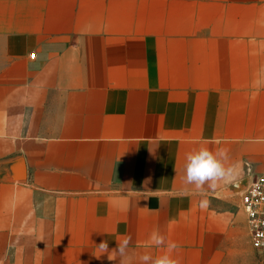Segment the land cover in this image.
Segmentation results:
<instances>
[{
    "label": "crops",
    "instance_id": "crops-1",
    "mask_svg": "<svg viewBox=\"0 0 264 264\" xmlns=\"http://www.w3.org/2000/svg\"><path fill=\"white\" fill-rule=\"evenodd\" d=\"M200 147L231 178L186 184ZM259 176L264 0H0V264H119L96 246L153 230L180 264H264Z\"/></svg>",
    "mask_w": 264,
    "mask_h": 264
},
{
    "label": "clouds",
    "instance_id": "clouds-1",
    "mask_svg": "<svg viewBox=\"0 0 264 264\" xmlns=\"http://www.w3.org/2000/svg\"><path fill=\"white\" fill-rule=\"evenodd\" d=\"M228 150L217 148L215 151L207 147H200L186 155L185 183L195 185L201 189L205 184L215 187L218 181L231 178L233 169L226 166ZM206 201L201 202L204 207ZM131 237L117 240V248L109 252L108 242L101 241L96 246L95 257L99 259L107 254L108 260H116L119 257V264H180V261L173 255L178 251L180 245L166 238L159 230H153L149 240L145 244V251L132 253L129 251ZM155 248L158 254L153 255L147 249Z\"/></svg>",
    "mask_w": 264,
    "mask_h": 264
},
{
    "label": "built area",
    "instance_id": "built-area-1",
    "mask_svg": "<svg viewBox=\"0 0 264 264\" xmlns=\"http://www.w3.org/2000/svg\"><path fill=\"white\" fill-rule=\"evenodd\" d=\"M240 198L242 209L248 218L251 246L264 258V176L251 179Z\"/></svg>",
    "mask_w": 264,
    "mask_h": 264
},
{
    "label": "rangeland",
    "instance_id": "rangeland-1",
    "mask_svg": "<svg viewBox=\"0 0 264 264\" xmlns=\"http://www.w3.org/2000/svg\"><path fill=\"white\" fill-rule=\"evenodd\" d=\"M256 254H257V253H256ZM257 257L260 258V259H262V260L264 259L263 257L259 256L258 254H257Z\"/></svg>",
    "mask_w": 264,
    "mask_h": 264
}]
</instances>
